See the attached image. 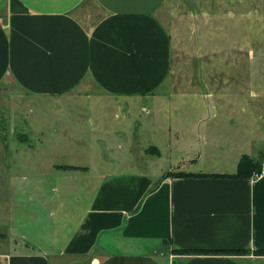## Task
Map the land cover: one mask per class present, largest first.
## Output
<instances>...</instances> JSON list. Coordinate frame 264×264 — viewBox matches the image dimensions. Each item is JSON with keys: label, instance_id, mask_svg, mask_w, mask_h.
Here are the masks:
<instances>
[{"label": "crops", "instance_id": "crops-1", "mask_svg": "<svg viewBox=\"0 0 264 264\" xmlns=\"http://www.w3.org/2000/svg\"><path fill=\"white\" fill-rule=\"evenodd\" d=\"M166 1L0 0V89L43 109L25 144H0V264H264V177H223L245 156L264 167V137L245 117L224 136L204 103L158 94ZM179 172L194 176L162 178Z\"/></svg>", "mask_w": 264, "mask_h": 264}, {"label": "rangeland", "instance_id": "rangeland-1", "mask_svg": "<svg viewBox=\"0 0 264 264\" xmlns=\"http://www.w3.org/2000/svg\"><path fill=\"white\" fill-rule=\"evenodd\" d=\"M157 16L170 34L172 45L171 72L158 94L173 101L204 103L209 111V114L205 112L204 117L210 122L219 123L224 136L235 134L234 128L244 117V121H255L260 127L258 138L262 139L264 0H167ZM150 102L146 100L144 106L151 109ZM217 104L224 107L213 109ZM70 109L71 114L65 124L68 134L76 126L75 109ZM42 110L41 107H30V102L13 84L7 83L2 87L1 146L8 149L16 143L25 144L28 136L27 120L41 117ZM215 110L218 111L217 119H212ZM145 117L152 116L141 113V118ZM56 124L60 126L59 122ZM202 134L199 130L195 136ZM198 143L202 146L200 138ZM113 144V152L125 149V142ZM101 146L105 150L111 149L106 143ZM197 150L199 153L205 148L199 147ZM11 155L7 156L8 160L14 159ZM106 159L111 160V155H107ZM21 160L19 158L18 161ZM0 191L4 196L6 189ZM75 196L73 192L68 195V204L75 202Z\"/></svg>", "mask_w": 264, "mask_h": 264}, {"label": "trees", "instance_id": "trees-1", "mask_svg": "<svg viewBox=\"0 0 264 264\" xmlns=\"http://www.w3.org/2000/svg\"><path fill=\"white\" fill-rule=\"evenodd\" d=\"M66 169H77L76 167H64ZM262 170V165L253 162L249 157L245 156L242 158L239 164L238 173L236 175L231 176H223L229 178H239V177H253L254 174L260 173ZM169 176H194L191 174L185 173H166L163 175V179ZM175 253L181 255H240L245 251L238 250H218V251H204V250H174ZM258 254H264V251H258Z\"/></svg>", "mask_w": 264, "mask_h": 264}, {"label": "built area", "instance_id": "built-area-1", "mask_svg": "<svg viewBox=\"0 0 264 264\" xmlns=\"http://www.w3.org/2000/svg\"><path fill=\"white\" fill-rule=\"evenodd\" d=\"M264 177V167H262V170L260 173H256L253 175L252 179L253 180H258Z\"/></svg>", "mask_w": 264, "mask_h": 264}]
</instances>
